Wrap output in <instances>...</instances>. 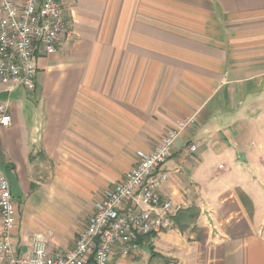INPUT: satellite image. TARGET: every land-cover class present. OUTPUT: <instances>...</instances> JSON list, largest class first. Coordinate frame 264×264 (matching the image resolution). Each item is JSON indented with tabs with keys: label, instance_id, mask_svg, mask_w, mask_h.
<instances>
[{
	"label": "crops",
	"instance_id": "0c3cea01",
	"mask_svg": "<svg viewBox=\"0 0 264 264\" xmlns=\"http://www.w3.org/2000/svg\"><path fill=\"white\" fill-rule=\"evenodd\" d=\"M58 1L74 37L37 47L33 93L0 82L12 248L27 255L40 234L50 254L71 249L136 152L192 118L160 196L198 216L109 264H264V0Z\"/></svg>",
	"mask_w": 264,
	"mask_h": 264
},
{
	"label": "built area",
	"instance_id": "2783aa9c",
	"mask_svg": "<svg viewBox=\"0 0 264 264\" xmlns=\"http://www.w3.org/2000/svg\"><path fill=\"white\" fill-rule=\"evenodd\" d=\"M62 34L66 39L74 37L58 0H23L21 5L0 0V82L8 91L18 86L35 91V51L43 45L47 53L55 52ZM10 121L6 106L0 103V125ZM191 122L192 118L183 119L151 151L136 152V164L120 182L103 191L74 246L64 252L50 254L40 234L32 237L29 254L12 248L15 201L8 175L0 168V264H109L115 250L124 257L133 255L141 238L174 228L173 204L160 196L169 178L162 167L175 138ZM189 149L195 151L196 146Z\"/></svg>",
	"mask_w": 264,
	"mask_h": 264
},
{
	"label": "trees",
	"instance_id": "16d2710c",
	"mask_svg": "<svg viewBox=\"0 0 264 264\" xmlns=\"http://www.w3.org/2000/svg\"><path fill=\"white\" fill-rule=\"evenodd\" d=\"M197 216L198 211L194 207L179 210L174 217L175 226L178 228V230L184 231L186 228H188L191 224L194 223Z\"/></svg>",
	"mask_w": 264,
	"mask_h": 264
},
{
	"label": "water",
	"instance_id": "95a60500",
	"mask_svg": "<svg viewBox=\"0 0 264 264\" xmlns=\"http://www.w3.org/2000/svg\"><path fill=\"white\" fill-rule=\"evenodd\" d=\"M7 92L0 93V100H6ZM8 180L10 184V192L13 198H18L20 196V190L15 177L10 174L8 175Z\"/></svg>",
	"mask_w": 264,
	"mask_h": 264
}]
</instances>
